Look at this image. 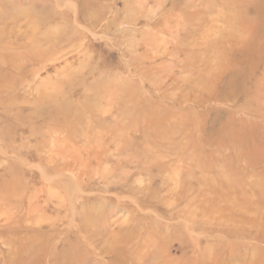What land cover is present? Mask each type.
<instances>
[{
	"label": "rangeland",
	"instance_id": "obj_1",
	"mask_svg": "<svg viewBox=\"0 0 264 264\" xmlns=\"http://www.w3.org/2000/svg\"><path fill=\"white\" fill-rule=\"evenodd\" d=\"M0 264H264V0H0Z\"/></svg>",
	"mask_w": 264,
	"mask_h": 264
}]
</instances>
